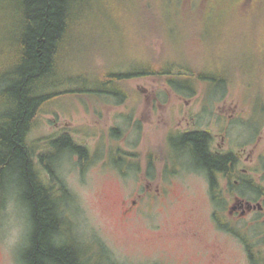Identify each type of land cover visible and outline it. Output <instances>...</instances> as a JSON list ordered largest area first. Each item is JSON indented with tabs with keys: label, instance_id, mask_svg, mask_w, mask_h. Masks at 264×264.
Masks as SVG:
<instances>
[{
	"label": "rangeland",
	"instance_id": "1",
	"mask_svg": "<svg viewBox=\"0 0 264 264\" xmlns=\"http://www.w3.org/2000/svg\"><path fill=\"white\" fill-rule=\"evenodd\" d=\"M12 1L0 0V17ZM96 9L28 134L37 153L67 134L89 150L86 164L71 151L55 161L71 192L63 240L86 246L95 264H251L245 241L219 218L255 236L264 253V221L228 214L236 195L253 199L264 190V120L256 129L249 124L254 111H264V0H103ZM1 26L0 62L11 51ZM161 60L176 74L195 68L212 80L199 79L191 95L168 76H137L123 82L129 95L121 101L99 77ZM219 74L227 83H213ZM186 129H209L214 148L219 132L228 149H246L238 171L246 169L258 188L229 186L226 207L219 206L189 152L171 150L170 133ZM147 177L154 194L146 192ZM21 191L17 180L0 177V264H22L31 220Z\"/></svg>",
	"mask_w": 264,
	"mask_h": 264
},
{
	"label": "trees",
	"instance_id": "2",
	"mask_svg": "<svg viewBox=\"0 0 264 264\" xmlns=\"http://www.w3.org/2000/svg\"><path fill=\"white\" fill-rule=\"evenodd\" d=\"M102 1L13 0L7 7L10 14L0 17L1 31L9 33L6 39L11 49L0 62V177L8 174L18 181L21 199L28 208L31 230L21 252L22 264H95L89 259L86 246L81 248L72 240H63V203L71 192L55 168L58 154L65 151L77 153L86 164L90 157L88 148L67 134L52 139L37 153L28 134L45 105L52 101L54 94L50 90L61 82L65 56L77 42L76 35L89 28L92 15L99 13L96 6ZM144 75L168 76L174 88L191 95L195 94L199 79L212 80L195 68L176 74L174 66L163 60L128 71L103 70L99 77L103 84L113 87L106 90L123 101L129 95L123 82ZM213 80L214 84L227 83L220 74ZM259 102L264 104L262 99ZM114 131L119 135L118 130ZM210 141V134L204 130L181 133L175 139L180 150L188 151L194 164L207 172L214 200L226 207L220 174L226 173L232 179L238 165L232 153L217 155L211 151ZM42 170L49 173L52 182L42 177ZM243 183L232 185V192L244 186L258 188L250 177L244 176ZM260 193L263 195L264 190ZM216 216L219 218L217 213ZM219 219L222 228L236 232L245 241L251 264H264V253L261 248L257 250L256 237L247 232L241 234Z\"/></svg>",
	"mask_w": 264,
	"mask_h": 264
},
{
	"label": "flooded vegetation",
	"instance_id": "3",
	"mask_svg": "<svg viewBox=\"0 0 264 264\" xmlns=\"http://www.w3.org/2000/svg\"><path fill=\"white\" fill-rule=\"evenodd\" d=\"M259 110H261V109H259ZM235 115H237V114L233 113V114H231V117H233ZM250 118H251V120L249 121V124L251 125L250 127H252L253 129L254 128L256 129V127H254L255 123H256L255 126H258V127L260 125H262V123H263L264 111H254L253 116ZM198 130H200V129H198ZM198 130L186 129L184 132L178 131V133H177L175 131L176 133L175 132L170 133L169 143L171 145V150L176 154H178V152L181 151L180 146L176 145V143H175V139H177L181 133H189V132L198 131ZM204 131L208 132L211 136V141H210L211 151H213L217 155H224V154L232 153V155L235 157L236 164L239 166L240 161L242 160L243 156L245 155L246 149H243V151L238 150L236 152L228 149L225 145L226 144V134L219 133V132L216 134L221 135L222 143H218V146L216 148H214L213 147V135L210 133L211 131L209 129L204 130ZM252 153H254V151H250L246 155L247 160L251 159ZM150 162L154 163L152 160ZM200 169L204 171V169H202V168H200ZM204 172L207 174L206 171H204ZM247 174H248V171L246 169L243 168L241 171H238V167H237V170L235 171V173H233V175H231L233 177L232 179L229 178V176L226 173H221L220 174L221 183L223 181L227 182V184L225 185V189H223V188L222 189L227 190L229 186H232L234 184H236V185L244 184L243 178H244V176H249ZM209 182H210V179H209ZM151 183H152V180L149 177H147V180L145 182L146 192L154 194V189H153ZM210 185H211V183H210ZM249 188H253V187H249ZM155 192L161 193V187L159 185L156 187ZM259 196L260 195H258L256 198H253V199H246L244 197L236 195L231 200L232 205L229 208V213H228L229 216L231 218L243 219V218H247L250 215H256V223L259 221H264V194L263 195L261 194L262 197H259ZM136 202L137 201L134 200V203H136ZM260 204L262 206H260ZM215 217L217 218L216 215H215ZM253 221H254V219H253ZM230 231H232V230H230Z\"/></svg>",
	"mask_w": 264,
	"mask_h": 264
},
{
	"label": "water",
	"instance_id": "4",
	"mask_svg": "<svg viewBox=\"0 0 264 264\" xmlns=\"http://www.w3.org/2000/svg\"><path fill=\"white\" fill-rule=\"evenodd\" d=\"M260 206H262V205L260 204Z\"/></svg>",
	"mask_w": 264,
	"mask_h": 264
}]
</instances>
